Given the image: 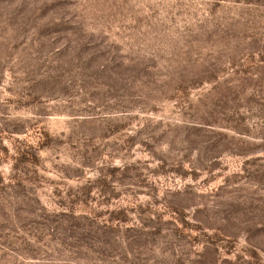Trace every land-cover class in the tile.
Wrapping results in <instances>:
<instances>
[{
	"label": "rangeland",
	"instance_id": "obj_1",
	"mask_svg": "<svg viewBox=\"0 0 264 264\" xmlns=\"http://www.w3.org/2000/svg\"><path fill=\"white\" fill-rule=\"evenodd\" d=\"M0 264H264V0H0Z\"/></svg>",
	"mask_w": 264,
	"mask_h": 264
}]
</instances>
